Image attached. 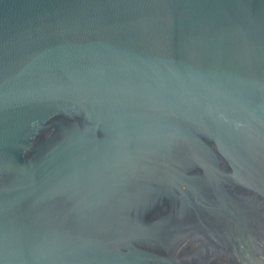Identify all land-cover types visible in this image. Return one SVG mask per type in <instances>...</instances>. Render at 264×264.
I'll return each mask as SVG.
<instances>
[{
    "label": "water",
    "instance_id": "1",
    "mask_svg": "<svg viewBox=\"0 0 264 264\" xmlns=\"http://www.w3.org/2000/svg\"><path fill=\"white\" fill-rule=\"evenodd\" d=\"M0 264H264V0H0Z\"/></svg>",
    "mask_w": 264,
    "mask_h": 264
}]
</instances>
